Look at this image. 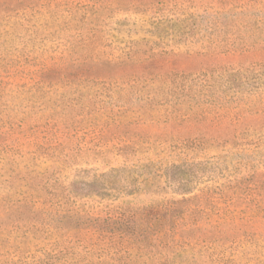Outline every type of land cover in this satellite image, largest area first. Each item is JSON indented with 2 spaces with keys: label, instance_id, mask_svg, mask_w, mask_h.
<instances>
[{
  "label": "rangeland",
  "instance_id": "obj_1",
  "mask_svg": "<svg viewBox=\"0 0 264 264\" xmlns=\"http://www.w3.org/2000/svg\"><path fill=\"white\" fill-rule=\"evenodd\" d=\"M250 1L0 0V264H264L263 36L182 35ZM148 50L183 89L125 75Z\"/></svg>",
  "mask_w": 264,
  "mask_h": 264
},
{
  "label": "trees",
  "instance_id": "obj_2",
  "mask_svg": "<svg viewBox=\"0 0 264 264\" xmlns=\"http://www.w3.org/2000/svg\"><path fill=\"white\" fill-rule=\"evenodd\" d=\"M224 0H220V2H216L218 5L222 6V2ZM235 2V0H234ZM250 2H256V1H250L247 0V2H244V4H248ZM232 6H235V3H232ZM230 10H225L224 7H220V9L214 10V13H211V21H209V30L207 34H202L200 36H196L198 32H192L191 28L190 30H186V32H183L182 35L185 36H191L195 41H201L202 48L205 49V53L207 52H213L216 48L219 50V52L222 53H231V52H244L246 51L249 47L253 46L256 42L257 39L261 38V42L264 43V25L263 20L259 21H246L244 25L237 26L232 22L229 24L228 17H230L229 14ZM198 15L190 14L186 18H195ZM260 18H264V12L261 13ZM180 22H185L187 19H179ZM182 25V24H181ZM183 26V25H182ZM179 31V29L177 30ZM135 52L127 53V58L128 61L132 60L131 56ZM146 55L142 59H135L137 60L136 62L139 64L140 63H147L145 67L142 68H147L146 69H140L138 71L126 73V76L133 77L131 78L132 80L136 79H141L142 81L146 82H152L154 80L158 81H169L171 83H174L175 89H183L185 84V81L189 80V75L185 74L182 71H174V70H163L164 69V64L163 61L160 60V55L162 53H156L151 50H148L145 52ZM158 62V68L155 70H150L148 67L150 64ZM152 69V68H151ZM188 76V77H187ZM235 80L237 79L235 74L229 75L228 77H231ZM186 88H190V85H187ZM176 202H171L169 205L164 206L162 210H160V213L155 212L157 211L156 209L154 210H149V212H141V217L143 218H154V220L160 222L161 227V234H169L172 232L173 229V224L174 217H172L171 214V206ZM139 218V217H138ZM141 219V218H139ZM136 218L134 217L133 221H135ZM144 221V219H141ZM147 220V219H146ZM149 224L150 221H148ZM167 223V224H165ZM169 223V224H168ZM165 224V225H164Z\"/></svg>",
  "mask_w": 264,
  "mask_h": 264
}]
</instances>
